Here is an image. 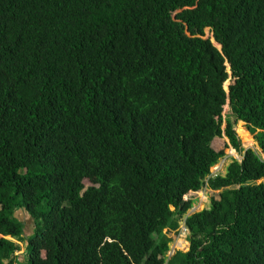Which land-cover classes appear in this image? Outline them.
I'll return each mask as SVG.
<instances>
[{
	"label": "trees",
	"instance_id": "trees-1",
	"mask_svg": "<svg viewBox=\"0 0 264 264\" xmlns=\"http://www.w3.org/2000/svg\"><path fill=\"white\" fill-rule=\"evenodd\" d=\"M0 264H264V0H0Z\"/></svg>",
	"mask_w": 264,
	"mask_h": 264
},
{
	"label": "rangeland",
	"instance_id": "rangeland-1",
	"mask_svg": "<svg viewBox=\"0 0 264 264\" xmlns=\"http://www.w3.org/2000/svg\"><path fill=\"white\" fill-rule=\"evenodd\" d=\"M205 39H212V42L214 45L218 47L213 39L212 34L210 33V30H206V36ZM233 84L232 79H229L227 82V87L229 88ZM226 89V88H225ZM224 117L225 119H230L232 122H234V118L232 117V112L230 108V104L228 103L224 110ZM243 125V126H241ZM227 124L224 122L223 129H226ZM236 134L238 138L241 141L242 148L244 150L251 149L255 151L258 155L262 157V151L258 146V143L254 140L252 135L249 133L248 128L246 127V124L242 122H238L235 127ZM213 148L220 152H225V157L219 162V164L212 169L213 175H226L227 168L230 164H232L233 160H237L241 162L242 156L237 153L232 147H230L229 140L224 136L223 138L216 139L213 143ZM222 191H213L209 188H204L202 191L198 193H191L189 194L185 199L186 200H192L194 202L193 209L188 213L187 216H190L194 213L202 212L206 209H209L212 203V200L219 199L220 193ZM18 218L25 223V236L29 237L33 234V231L35 229V223L34 220L30 217L29 214L26 212H18L17 214ZM184 223H181L180 229L176 232H171L169 230H165L164 234L172 240L170 244V252L168 253L167 257L171 258L174 256L177 252H188L190 248V243L188 242L189 237V231H187L184 228ZM154 239H157V235L153 236ZM18 252L16 253V256L21 258L23 261V257L26 256V243H18Z\"/></svg>",
	"mask_w": 264,
	"mask_h": 264
},
{
	"label": "water",
	"instance_id": "water-1",
	"mask_svg": "<svg viewBox=\"0 0 264 264\" xmlns=\"http://www.w3.org/2000/svg\"><path fill=\"white\" fill-rule=\"evenodd\" d=\"M220 49H222V47H221V46H220ZM228 68H229V71H230V70H231V68H230V66H229V65H228ZM224 88H225V86H224ZM225 90H226V92H229V91H230V87H229V88L227 87V89H225ZM248 150H250V149H246V150H245V152H246V151H248ZM242 160H243V159H242ZM242 160H241V161H242Z\"/></svg>",
	"mask_w": 264,
	"mask_h": 264
},
{
	"label": "crops",
	"instance_id": "crops-1",
	"mask_svg": "<svg viewBox=\"0 0 264 264\" xmlns=\"http://www.w3.org/2000/svg\"><path fill=\"white\" fill-rule=\"evenodd\" d=\"M23 222V221H22ZM23 224L25 225V223L23 222ZM33 233H34V231H33Z\"/></svg>",
	"mask_w": 264,
	"mask_h": 264
},
{
	"label": "clouds",
	"instance_id": "clouds-1",
	"mask_svg": "<svg viewBox=\"0 0 264 264\" xmlns=\"http://www.w3.org/2000/svg\"><path fill=\"white\" fill-rule=\"evenodd\" d=\"M184 226H185V224H184ZM185 228V227H184ZM188 231V230H187Z\"/></svg>",
	"mask_w": 264,
	"mask_h": 264
}]
</instances>
